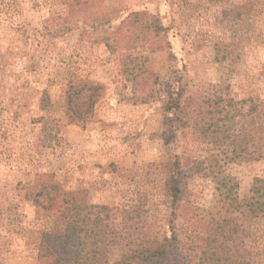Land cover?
Wrapping results in <instances>:
<instances>
[{
    "label": "rangeland",
    "instance_id": "rangeland-1",
    "mask_svg": "<svg viewBox=\"0 0 264 264\" xmlns=\"http://www.w3.org/2000/svg\"><path fill=\"white\" fill-rule=\"evenodd\" d=\"M135 13L160 18L166 31L129 49L130 34L145 32L130 24ZM117 36L125 42L110 52L102 38ZM130 72L141 76L135 87ZM156 79L184 98H253L264 110V0H0V264H36L39 232L63 228L57 212L26 197L39 174L89 204L139 202L140 232L169 238V260L216 230L239 264H264V218L237 220L231 233L211 180L186 167L227 150L171 119ZM78 80L103 88L84 123L65 115V90ZM224 170L243 199L264 178V161ZM171 174L183 190L174 216L164 195ZM124 252L113 248L110 263Z\"/></svg>",
    "mask_w": 264,
    "mask_h": 264
},
{
    "label": "trees",
    "instance_id": "trees-1",
    "mask_svg": "<svg viewBox=\"0 0 264 264\" xmlns=\"http://www.w3.org/2000/svg\"><path fill=\"white\" fill-rule=\"evenodd\" d=\"M74 1L86 4L89 0ZM138 23L145 32L136 29L138 34H130L127 42L136 43L128 45L129 49L137 47L139 38L146 39L148 35L160 38L166 31L160 18L151 14L135 13L130 24ZM114 39L112 43L110 38H102L110 52L113 51L112 44L125 42L121 36ZM128 75H131L134 87L139 84L141 76L134 72ZM153 85L161 89L165 111L171 119L179 121L180 127L199 129L206 143L227 150L224 158L210 155L202 160L187 159L186 164L192 175L208 178L213 183L225 212L220 225L234 233L237 220L240 224L264 218V178L255 179L247 196L239 199L236 180L224 170L226 163L264 161V110H260L253 98L236 102L216 94L211 98H184L180 92L160 84L157 79ZM102 91L101 85L92 82L78 80L70 83L64 93L67 119L86 122ZM164 191L170 203V214L174 216L183 190L173 174L167 177ZM27 192L26 197L32 199L36 207L57 212L63 221L59 232H39L36 264H111L110 251L119 247H124L125 252L113 264H239L231 247L220 241L216 230L190 241L181 262L169 260L166 254L169 238L155 241L140 232L144 210L139 202L125 207L89 204L84 192L64 190L48 174L37 175Z\"/></svg>",
    "mask_w": 264,
    "mask_h": 264
}]
</instances>
